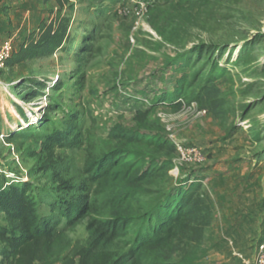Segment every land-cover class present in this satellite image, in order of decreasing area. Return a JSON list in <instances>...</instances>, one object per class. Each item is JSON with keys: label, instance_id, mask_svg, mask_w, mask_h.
<instances>
[{"label": "rangeland", "instance_id": "rangeland-1", "mask_svg": "<svg viewBox=\"0 0 264 264\" xmlns=\"http://www.w3.org/2000/svg\"><path fill=\"white\" fill-rule=\"evenodd\" d=\"M141 1L0 0V48H11L0 58V264H245L262 243L264 0L175 4L164 36L151 26L159 4L134 30ZM216 65L226 72L215 113L162 105L151 88L184 72L199 85ZM143 124L197 148L192 160L176 155L170 187L200 183L208 225L195 243L182 219L164 247L131 256L130 238L98 229L111 216L85 189V168L118 146L115 129ZM22 187L36 222L57 217L40 235L33 215L10 204Z\"/></svg>", "mask_w": 264, "mask_h": 264}, {"label": "trees", "instance_id": "trees-1", "mask_svg": "<svg viewBox=\"0 0 264 264\" xmlns=\"http://www.w3.org/2000/svg\"><path fill=\"white\" fill-rule=\"evenodd\" d=\"M151 2L147 16L157 7L158 19L161 23L151 20V26L161 36L165 35L162 25H168L171 11L175 4H184L191 0H144ZM162 24V25H161ZM195 53L200 49L195 48ZM181 64L190 63V60L180 59ZM187 67V65H186ZM226 72V69L216 65L196 85L198 81L191 80L185 72L176 78L171 85L173 76L165 75L159 82H152L153 88L160 96V104L174 108L197 103L202 110L215 113L225 106V100L216 81ZM159 83L160 90L155 88ZM44 89V85L36 84V90ZM173 91L172 99L168 93ZM29 97L38 96L35 91L27 93ZM1 124V114H0ZM1 126V125H0ZM142 129L125 131L115 129L113 138L118 146L109 150L100 158L87 163L85 172L87 180L85 189L89 196H97L102 199V208L111 217L98 220V229L106 236L131 239L127 241L132 245L131 256H135L143 250L159 249L165 246L171 238V234L179 223L185 219L186 231L191 234L192 241L200 243L208 225L204 221L203 200L195 195V190L201 188L200 183H192L187 191L171 188L172 177L170 173L178 167L175 157L178 154L175 145L162 133L151 130L147 125ZM179 168V167H178ZM96 189V190H95ZM95 190V191H94ZM25 187L13 189V204L18 200L19 210H25L24 216L34 208L31 199L26 194ZM88 196V197H89ZM91 200V199H90ZM148 201L147 209L141 208L139 215H133L128 208L132 202ZM29 205V206H23ZM29 207V209H28ZM60 214L68 216L66 209L61 207ZM33 215V214H32ZM31 216V215H30ZM33 215L34 233L40 235L45 230V223L51 227L56 225L57 217L51 216L45 220L35 221ZM22 217V216H21ZM43 221L44 224L41 225ZM27 228V227H25ZM41 228V229H39Z\"/></svg>", "mask_w": 264, "mask_h": 264}, {"label": "built area", "instance_id": "built-area-1", "mask_svg": "<svg viewBox=\"0 0 264 264\" xmlns=\"http://www.w3.org/2000/svg\"><path fill=\"white\" fill-rule=\"evenodd\" d=\"M152 5L151 2H146L142 0L138 8L136 9V16H137V22L135 23L134 30H138L141 24H144L147 21V16L149 12V7ZM11 48H0V58L3 59L8 52H10ZM183 106H186V103L184 101H181ZM190 109H193L195 111H198V116L206 115V110H200L198 109L197 103H191V105H188ZM161 119L166 123L165 121V115H160ZM167 129L170 131L169 127L167 126ZM171 142L175 145L178 154L180 155L181 159L183 161L192 160L195 157L198 156V151L196 150V147H188L183 141H180L174 137L170 138ZM245 264H264V236L262 243L260 244L255 256L252 259H245Z\"/></svg>", "mask_w": 264, "mask_h": 264}]
</instances>
